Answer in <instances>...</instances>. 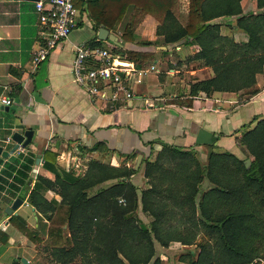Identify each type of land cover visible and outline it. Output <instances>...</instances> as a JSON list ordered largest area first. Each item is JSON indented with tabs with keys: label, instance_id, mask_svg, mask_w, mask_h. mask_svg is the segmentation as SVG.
Returning <instances> with one entry per match:
<instances>
[{
	"label": "trees",
	"instance_id": "trees-1",
	"mask_svg": "<svg viewBox=\"0 0 264 264\" xmlns=\"http://www.w3.org/2000/svg\"><path fill=\"white\" fill-rule=\"evenodd\" d=\"M72 1L91 19L94 30L116 28L132 5L160 21L157 32L164 34L166 42L182 38L197 41L200 48L195 56L211 66L214 74L191 82V93L256 91V74L264 65V0H255L259 10L250 13L243 12L240 0H188L183 23L176 13L178 0ZM221 15L236 16L247 40L235 41L220 33L219 23L209 22ZM121 37V55L133 61L135 68L148 67L151 52L124 46L133 39L130 24L125 25ZM100 41L91 40L90 45H100ZM186 102L191 105L190 99ZM238 142L251 156L248 167L243 158L229 151H210L202 163L193 149L162 142L156 157L144 162L150 185L140 192L129 179L134 173L131 167L92 158L85 173L75 175L56 164V152L51 149L44 150L42 166L53 171L55 179L37 174L28 190L34 153L20 152L11 161L0 154V190L7 192L10 202L16 196H26L50 219L57 206L44 196V190L58 186L65 217L63 223L48 231L60 234L65 223L68 235L62 245H52L48 250L60 264H165L156 253L155 243L168 246L173 240L197 245V250L180 253L179 258L187 264H259L258 258L264 259V214H260L264 207V116L242 132ZM113 178L115 182L96 188ZM203 180L208 182L206 187L201 186ZM139 205L151 216L149 223L139 218ZM9 221L36 239L37 231L27 227L22 216L11 214ZM8 238L0 229V243ZM11 264L24 263L15 259Z\"/></svg>",
	"mask_w": 264,
	"mask_h": 264
},
{
	"label": "crops",
	"instance_id": "crops-1",
	"mask_svg": "<svg viewBox=\"0 0 264 264\" xmlns=\"http://www.w3.org/2000/svg\"><path fill=\"white\" fill-rule=\"evenodd\" d=\"M178 1L176 13L183 23L188 6L184 11L180 9L181 0ZM240 5L244 13L259 9L255 0H240ZM78 11L80 21L68 37L59 41L44 58L37 59L36 53L42 46L44 34L34 1L0 0V95L14 99L8 110L5 105L0 106V145L6 149L12 146L13 140L7 141L6 138L11 137L14 130H34L30 143L4 157L11 161L20 152L34 153L33 176L28 180V190L33 187L37 174L55 179L54 172L42 166L45 149L55 151L56 164L75 175H83L92 158L115 166L131 167L134 173L129 179L137 186L138 192L150 185L144 175V162L156 157L162 142L193 149L202 163L210 151H229L244 158V149L238 138L255 125L258 117L264 116V65L256 74L254 93L248 89L215 90L209 95L200 90L191 93L190 83L172 85L176 83L172 77L180 71L192 78L191 82L213 76L211 66L195 56L200 48L197 41L185 42L182 38L166 42L164 34L157 32L160 21L152 14L129 5L116 28H107L116 36L118 43H115L98 38V30L92 28L91 19L85 12ZM209 22L219 23L220 33L232 36L235 41L247 40V33L236 24L234 15H221ZM127 23L132 28L133 39L125 42L124 46L151 52L148 67L153 65L154 68L140 76V81H136L137 71L132 72L129 79L131 98L102 100L75 81L72 73L75 47L97 39L101 40L98 46L110 49L118 57L116 59L129 60L121 55L120 46L123 45L119 44L123 42L121 34ZM179 60L181 63L176 65ZM171 79L172 83H169ZM173 99L184 101L171 102ZM187 99L191 101L189 106ZM139 154L141 161L135 168ZM115 181L114 178L106 180L96 188ZM0 191V229L9 236L6 243H0V264H11L21 257H25L28 264H38L35 256L39 242L44 247L41 251L48 254L49 247L65 242L68 235L65 223L60 234L48 231L50 227L63 223L65 217V206L59 202L57 185L44 190V196L57 206L50 219L30 204L26 196L21 198L20 205L8 212L13 201L8 200L4 189ZM23 206L31 207V212L26 213L24 209L23 214L20 213ZM11 214L22 216L27 227H34L36 239L10 222ZM137 214L145 223L151 220L140 205ZM31 215L33 220H30ZM42 222L45 231L42 230L43 225L40 228ZM174 242L182 244L173 240L168 246ZM259 259L262 261L263 258ZM49 260L60 263L51 256ZM259 263L264 264V259Z\"/></svg>",
	"mask_w": 264,
	"mask_h": 264
},
{
	"label": "built area",
	"instance_id": "built-area-1",
	"mask_svg": "<svg viewBox=\"0 0 264 264\" xmlns=\"http://www.w3.org/2000/svg\"><path fill=\"white\" fill-rule=\"evenodd\" d=\"M34 4L39 22L43 26L44 40L36 53L37 59H41L59 41L68 37L80 21V15L72 0H36ZM115 56L106 47L87 43L76 45L72 61L75 81L102 100L118 101L131 98L133 93L129 79L132 72L137 71L136 81H140V76L146 75L154 66L136 70L133 64H116L115 59L118 57ZM13 101L8 95H0V106L10 105ZM6 140L11 141V137L8 136Z\"/></svg>",
	"mask_w": 264,
	"mask_h": 264
},
{
	"label": "rangeland",
	"instance_id": "rangeland-1",
	"mask_svg": "<svg viewBox=\"0 0 264 264\" xmlns=\"http://www.w3.org/2000/svg\"><path fill=\"white\" fill-rule=\"evenodd\" d=\"M188 6V0H181L180 1V9H183L184 11L186 10ZM259 9H255V11L253 12H256L258 11ZM178 63H181V61L179 60L178 62H176V65ZM180 66V64L178 65ZM185 73H183L182 71L180 72H177L175 73V75H173V81L176 82V83H172V79L169 80V83H172V85H179L181 86L182 84L183 85H189V83H191V80L192 78L188 77L187 75L184 76ZM245 158H249L250 159V164H251V156H247L246 152L244 151V162H245ZM249 164V165H250ZM207 181L206 180H203L201 186L202 187H206L207 185ZM200 195V194H199ZM24 209L26 210L25 212L26 213H30L31 212V207L29 206H23V208L20 210V213L23 214L24 212ZM261 216H263L264 214V207H263V210H261L260 212ZM32 216L31 215V218L30 220H33L32 219ZM43 225V222L42 224L40 223V228L41 226ZM30 229H33L34 227H30L28 226ZM43 231H45V226L43 225ZM47 245H49V242H46ZM37 246L39 247V250L35 256V260L36 262L38 261V264H60V263H55V262H51L49 260L50 256L48 253L46 252H43L41 250H43V243L39 242L37 244ZM156 253L159 254L161 256V258L163 259V262L165 264H187L186 261H182L179 256H180V253L181 252H184L186 251L187 249H196L197 248V245L195 243H192V244H179V243H172L170 244V246H162L160 244L157 243V246H156ZM263 251H264V242H263V247H262ZM197 250V249H196ZM256 260V259H255ZM263 261V259H262ZM260 259H259V262H262ZM260 264V263H259Z\"/></svg>",
	"mask_w": 264,
	"mask_h": 264
},
{
	"label": "water",
	"instance_id": "water-1",
	"mask_svg": "<svg viewBox=\"0 0 264 264\" xmlns=\"http://www.w3.org/2000/svg\"><path fill=\"white\" fill-rule=\"evenodd\" d=\"M30 1H36V0H30ZM97 36L100 39H109L110 41L117 42V38L113 33H110L109 30L103 26L98 28ZM115 63L118 65H129L131 66L133 63L129 60H122V59H116ZM16 100H18L16 98ZM4 108L6 110L9 109V105H5ZM34 130L32 128H25L24 130H14L11 133V139L13 140V144L9 149L4 148L2 145H0V154L2 157L8 156L10 152L15 151L18 147H25L30 141L32 140ZM40 159V156H37L36 162L38 163ZM141 161V154L138 155L135 163V168H138ZM250 164V159L245 158V165L248 167ZM22 199L20 197H16L13 202L11 203V206L8 207V212H11L12 209L16 208L18 205L22 203ZM26 203V202H23ZM21 261L24 264H28V261L25 257H21Z\"/></svg>",
	"mask_w": 264,
	"mask_h": 264
}]
</instances>
